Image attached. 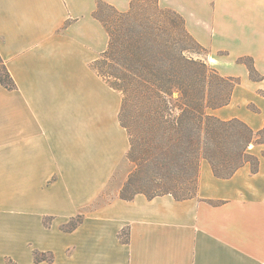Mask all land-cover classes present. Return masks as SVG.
Segmentation results:
<instances>
[{
    "label": "crops",
    "instance_id": "obj_1",
    "mask_svg": "<svg viewBox=\"0 0 264 264\" xmlns=\"http://www.w3.org/2000/svg\"><path fill=\"white\" fill-rule=\"evenodd\" d=\"M97 1L0 0V57L16 85L0 87V264H264V144L249 147L259 159L254 173L246 164L220 179L202 161L191 198L114 195L91 207L129 150L121 96L90 68L108 45L93 17ZM102 1L129 9L130 0ZM158 4L184 19L211 68L240 81L229 104L209 113L261 130L264 0ZM77 215L74 230H61ZM35 251L53 262L36 263Z\"/></svg>",
    "mask_w": 264,
    "mask_h": 264
},
{
    "label": "trees",
    "instance_id": "obj_2",
    "mask_svg": "<svg viewBox=\"0 0 264 264\" xmlns=\"http://www.w3.org/2000/svg\"><path fill=\"white\" fill-rule=\"evenodd\" d=\"M93 17L106 31L108 45L90 68L121 96L117 118L129 142L126 158L134 166L120 199L136 194L191 198L202 161L220 179L246 164L257 171L259 159L249 147L264 144V127L254 132L241 120L224 121L209 113L229 104L240 81L220 76L199 58L206 50L190 36L179 14L161 8L158 0H130L126 12L98 0ZM238 63L246 66L250 79H261L251 58ZM0 87L16 89L1 57ZM82 219L77 215L61 230H74ZM123 234L120 241L126 243ZM53 260L52 253L34 252L36 263Z\"/></svg>",
    "mask_w": 264,
    "mask_h": 264
},
{
    "label": "rangeland",
    "instance_id": "obj_3",
    "mask_svg": "<svg viewBox=\"0 0 264 264\" xmlns=\"http://www.w3.org/2000/svg\"><path fill=\"white\" fill-rule=\"evenodd\" d=\"M101 1H102V0H101ZM206 57H207V52H206V51H202L201 54H200V56H199V58H202V59L205 60ZM193 58H194V59H197L198 56L194 55ZM90 65H91V64H90ZM115 98H116V101H117L118 99H120V95H119V94L116 95ZM248 108H249L250 110L254 111V108H253L252 106H249ZM118 110H119V108L116 110L117 113H118ZM124 163H125L124 165H121V166L118 168V171H117L116 174L114 175V178H113L112 181L108 184V186L104 189V191L102 192V194H101L100 198L98 199V201H97L94 205L91 206L92 208H93V207H96V206H98V205H101V204H103V203H105V202H108L111 198L114 197V195H116V196H118V197L120 198V191H121L122 187H121V189L119 190V192H116V183H117L118 179L120 178V174H122V173H123V174H124V173H128V175H129V173H131V172L133 171V169H134L133 164H131L127 159L125 160ZM126 179H127V178H126ZM126 179H125V181H126ZM125 181H124V182H125ZM124 182H123V184H124ZM122 186H123V185H122ZM142 188H144L145 190L147 189V187H144V186H143ZM192 191H193V190H191V192H188L187 194H191ZM47 222H48V220H47ZM5 263L10 264L11 261L5 260Z\"/></svg>",
    "mask_w": 264,
    "mask_h": 264
}]
</instances>
